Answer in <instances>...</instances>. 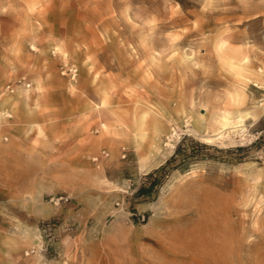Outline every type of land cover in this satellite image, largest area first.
I'll return each mask as SVG.
<instances>
[{"label": "rangeland", "instance_id": "rangeland-1", "mask_svg": "<svg viewBox=\"0 0 264 264\" xmlns=\"http://www.w3.org/2000/svg\"><path fill=\"white\" fill-rule=\"evenodd\" d=\"M2 225L32 264H264V0H0Z\"/></svg>", "mask_w": 264, "mask_h": 264}, {"label": "crops", "instance_id": "crops-1", "mask_svg": "<svg viewBox=\"0 0 264 264\" xmlns=\"http://www.w3.org/2000/svg\"><path fill=\"white\" fill-rule=\"evenodd\" d=\"M0 228V264H32L34 256L24 255L20 246H33L35 237L28 234L26 239H21L10 231L9 226L2 225Z\"/></svg>", "mask_w": 264, "mask_h": 264}, {"label": "trees", "instance_id": "trees-1", "mask_svg": "<svg viewBox=\"0 0 264 264\" xmlns=\"http://www.w3.org/2000/svg\"><path fill=\"white\" fill-rule=\"evenodd\" d=\"M154 183H155V180H154L152 183H150L149 188H148V191H149L150 189H152V187L154 186ZM144 192H145L144 189H139V193H144Z\"/></svg>", "mask_w": 264, "mask_h": 264}, {"label": "built area", "instance_id": "built-area-1", "mask_svg": "<svg viewBox=\"0 0 264 264\" xmlns=\"http://www.w3.org/2000/svg\"><path fill=\"white\" fill-rule=\"evenodd\" d=\"M60 201H67V199H63V197H59L57 200H56V202H54L55 204H59L60 203Z\"/></svg>", "mask_w": 264, "mask_h": 264}, {"label": "bare ground", "instance_id": "bare-ground-1", "mask_svg": "<svg viewBox=\"0 0 264 264\" xmlns=\"http://www.w3.org/2000/svg\"><path fill=\"white\" fill-rule=\"evenodd\" d=\"M227 119H222V126H225V125H227ZM221 137V136H220ZM206 138V137H205Z\"/></svg>", "mask_w": 264, "mask_h": 264}]
</instances>
